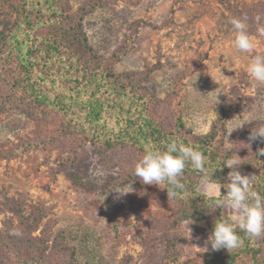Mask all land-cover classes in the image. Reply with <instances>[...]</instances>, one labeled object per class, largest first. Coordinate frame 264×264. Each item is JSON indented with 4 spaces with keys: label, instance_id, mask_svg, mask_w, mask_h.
<instances>
[{
    "label": "rangeland",
    "instance_id": "obj_1",
    "mask_svg": "<svg viewBox=\"0 0 264 264\" xmlns=\"http://www.w3.org/2000/svg\"><path fill=\"white\" fill-rule=\"evenodd\" d=\"M67 3L66 14L82 17L83 34L89 38L96 62L109 60L110 65L103 67L115 75H143L142 84L158 98V107L176 108L195 135L209 134L225 112L224 145L232 150L239 132L264 123V85L255 83L246 72L251 56L264 54V0ZM1 11L6 16L0 17V33L2 21L16 17L11 8ZM234 17L245 22L256 44L253 52L239 53L233 47L235 30L230 21ZM50 64L54 74L65 71L67 55L62 53ZM68 77L63 82L66 85L78 75ZM4 99H0V264H19L20 260L166 264L175 255L181 258L178 264L203 262V254L212 250L210 245L207 251L202 249L208 235L198 234L190 222L180 223L179 207L169 208L165 201L149 202L139 212L136 181L116 187L112 193L106 191L111 177H130L139 154L131 148L119 149L106 162L94 153L98 149L89 146L90 160L76 185L66 177L65 167L52 164L63 153V143L50 153L38 149L10 156L13 150L39 139L40 125L28 114L3 112ZM196 114L205 117L199 124L193 119ZM240 120L245 125L234 130ZM247 144L250 149L255 147L254 141ZM198 191L211 196L202 180ZM12 208H19L23 218ZM231 215L227 209L229 220Z\"/></svg>",
    "mask_w": 264,
    "mask_h": 264
},
{
    "label": "trees",
    "instance_id": "obj_2",
    "mask_svg": "<svg viewBox=\"0 0 264 264\" xmlns=\"http://www.w3.org/2000/svg\"><path fill=\"white\" fill-rule=\"evenodd\" d=\"M67 1L0 0V17L6 16L2 7L11 8L16 16L14 21H2L0 33V99L5 98L6 102L1 110L28 114L40 125L39 139L13 150L11 157L38 149L50 153L57 144L63 143V153L52 164L65 167L66 177L80 185L79 173L91 156L86 151L89 146L98 149L94 153H99L106 162H111L110 153L119 149L131 148L141 158L145 143L150 141L163 150L171 138H179L203 152L208 173L221 183L229 182L227 176L231 170L224 164L237 152L242 163L239 171L242 175H254L253 190L264 196V155L258 154L264 148V141L257 139L252 149L247 144L251 142V130L259 126L257 123L239 132L232 150L224 145L225 112L209 134L195 135L176 108L158 107V98L142 84L143 75H115L103 67L110 65L109 60L100 58L96 62L89 38L83 34L82 17L66 14ZM62 53L67 55L69 66L54 74L50 62L53 59L56 62ZM73 73L78 77L69 85L64 84ZM175 86L180 90V81ZM201 180L202 174L188 165L182 177L185 188L177 189L175 196L168 195L170 186L145 185L134 172L125 179L111 177L105 189L112 193L116 187L136 181L137 196L141 200L139 212L149 202L165 201L169 208L181 209L179 222L192 220L191 225L198 234L209 236L216 219H229L227 209L217 208L214 203L219 196L202 195L198 191ZM221 194L225 195L226 189L222 188ZM11 210L21 217L19 208ZM237 232L243 239L242 247L231 251L210 250L203 254L201 264H264V237L252 246L245 233L239 229ZM175 248L173 245L172 250ZM180 262L181 258L175 255L166 264ZM19 264L43 263L20 260Z\"/></svg>",
    "mask_w": 264,
    "mask_h": 264
},
{
    "label": "clouds",
    "instance_id": "obj_3",
    "mask_svg": "<svg viewBox=\"0 0 264 264\" xmlns=\"http://www.w3.org/2000/svg\"><path fill=\"white\" fill-rule=\"evenodd\" d=\"M230 22L235 30L233 47L239 53L253 52L256 44L249 35L245 22L235 17ZM261 34H264V29L261 30ZM246 72L255 83L264 85V54L251 56L246 65ZM204 118L202 114L193 117L197 124ZM244 125L245 122L240 120L234 130ZM257 139L264 141V124H260L250 132L249 140ZM258 154L264 155V148H260ZM206 164L207 157L203 152L190 144H185L179 138H171L164 145L163 150L149 141L143 145V155L135 165L134 174L145 185L170 186L167 190L168 195L175 196L177 189L185 188L182 177L186 166L190 165L202 174L205 191L213 197L219 195L220 198L214 201L216 207L229 209L232 212L230 221L216 219L206 246L202 249L207 251V245H210L214 251L220 249L231 251L242 247L243 239L237 229L246 234L252 246H256L257 240L264 237V196L253 190L255 176L241 174L239 168L242 163L237 152L224 164L231 169L227 176L228 183L213 179L212 174L207 171ZM222 188L226 189L225 195L221 194ZM115 192L121 194L119 190ZM191 223L192 220L189 224Z\"/></svg>",
    "mask_w": 264,
    "mask_h": 264
}]
</instances>
